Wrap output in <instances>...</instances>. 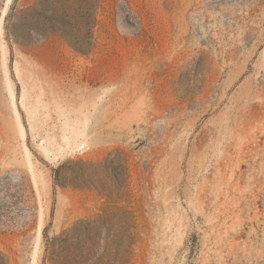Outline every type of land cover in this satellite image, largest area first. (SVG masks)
Listing matches in <instances>:
<instances>
[{
  "label": "rangeland",
  "instance_id": "374dc122",
  "mask_svg": "<svg viewBox=\"0 0 264 264\" xmlns=\"http://www.w3.org/2000/svg\"><path fill=\"white\" fill-rule=\"evenodd\" d=\"M0 264H264V0H0Z\"/></svg>",
  "mask_w": 264,
  "mask_h": 264
},
{
  "label": "bare ground",
  "instance_id": "6f19581e",
  "mask_svg": "<svg viewBox=\"0 0 264 264\" xmlns=\"http://www.w3.org/2000/svg\"><path fill=\"white\" fill-rule=\"evenodd\" d=\"M9 1L10 0H8V3H9ZM8 5V4H7ZM5 11H6V9H5ZM5 13V12H4ZM3 53H4V51H3ZM4 55V54H3ZM12 101H13V105H14V107H15V111H16V115H17V117H18V120H19V124H20V126H21V131H22V133H23V128H22V125H21V122H20V119H19V114H18V111H17V109H16V104H15V99H14V94L12 93Z\"/></svg>",
  "mask_w": 264,
  "mask_h": 264
}]
</instances>
